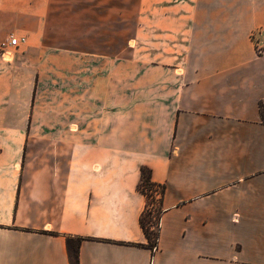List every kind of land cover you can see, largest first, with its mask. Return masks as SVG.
<instances>
[{"label": "crops", "instance_id": "obj_1", "mask_svg": "<svg viewBox=\"0 0 264 264\" xmlns=\"http://www.w3.org/2000/svg\"><path fill=\"white\" fill-rule=\"evenodd\" d=\"M12 1L29 28L0 61V264H71L69 237L79 264H264V0H139L123 58L34 44L50 1ZM141 167L165 187L156 251Z\"/></svg>", "mask_w": 264, "mask_h": 264}, {"label": "rangeland", "instance_id": "obj_2", "mask_svg": "<svg viewBox=\"0 0 264 264\" xmlns=\"http://www.w3.org/2000/svg\"><path fill=\"white\" fill-rule=\"evenodd\" d=\"M47 4H33V13L47 14L46 18L33 20V35L39 30V35L33 36V43H47L63 49L72 47L83 50L88 45H101L99 54L102 56L117 55L123 58L127 55V46L137 34L140 25L142 7L139 0H49ZM26 5H15L12 0L5 3V19L0 21V61L11 64L17 50H22L25 42L19 46H9L12 38H25L24 29L29 28L26 20L14 18L15 12L26 10ZM45 17V16H43ZM259 33L253 36L255 43L262 41ZM257 46V53L263 55V46ZM56 79V77H55ZM21 100L12 101L22 107L23 122H33V99L29 88L33 85L22 84ZM46 84L35 85L37 105L44 108L46 100L41 99ZM36 94V93H35ZM43 98V97H42ZM60 106L61 101H55ZM31 112V115H29ZM39 122H46L45 116H37ZM155 202V203H154ZM151 209L154 211L159 203L154 200ZM154 214V213H153ZM156 216V215H154ZM154 219V218H153ZM156 221L153 220V223ZM149 225V224H148Z\"/></svg>", "mask_w": 264, "mask_h": 264}, {"label": "trees", "instance_id": "obj_3", "mask_svg": "<svg viewBox=\"0 0 264 264\" xmlns=\"http://www.w3.org/2000/svg\"><path fill=\"white\" fill-rule=\"evenodd\" d=\"M259 110L261 119L264 123V101H261L259 103ZM140 171L141 178L137 189L146 198L145 209L140 216V225L147 239V245L152 248L157 244L159 238L160 219L164 212L162 208V201L165 194V187L164 185L153 182L152 172L149 168L141 167ZM154 200L159 203L160 207L153 211L151 209V203L154 202ZM153 220H155L156 222L153 223ZM68 239L71 264H79V248L83 239H74L72 237H69Z\"/></svg>", "mask_w": 264, "mask_h": 264}, {"label": "built area", "instance_id": "obj_4", "mask_svg": "<svg viewBox=\"0 0 264 264\" xmlns=\"http://www.w3.org/2000/svg\"><path fill=\"white\" fill-rule=\"evenodd\" d=\"M26 39L25 38H20V39H17V38H12L10 41H9V46H19L21 43L25 42ZM153 251H156L157 250V244L154 245L152 247Z\"/></svg>", "mask_w": 264, "mask_h": 264}]
</instances>
